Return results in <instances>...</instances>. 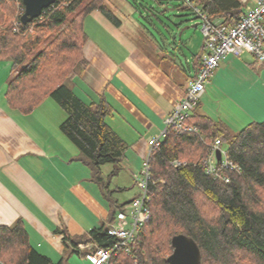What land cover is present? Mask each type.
Wrapping results in <instances>:
<instances>
[{"label": "trees", "instance_id": "trees-1", "mask_svg": "<svg viewBox=\"0 0 264 264\" xmlns=\"http://www.w3.org/2000/svg\"><path fill=\"white\" fill-rule=\"evenodd\" d=\"M180 1L172 10L195 16ZM185 1L226 28H233L243 14L237 0ZM19 8L23 11L21 0H0V61L11 64L5 101L22 114H30L47 98L58 104L66 114L60 130L77 148L76 160L88 166L93 180L106 189L100 168L113 165L109 178L115 176L127 145L106 122L111 115L108 104L91 96L85 101L70 86L88 66L83 55L87 42L83 20L99 12L121 27L116 15L127 11L130 17L154 20L165 30L164 39L176 46L169 33H176L172 28L176 24L166 15L172 11L169 0H58L25 25L20 20L22 13L17 15ZM170 53L176 57L174 50ZM191 117L187 124L197 134L177 135L170 130L160 148L151 152L150 219L127 250L118 249L111 256L109 264H167L171 238L179 234L196 242L200 264H264V121L232 134L205 116H193L192 123ZM217 139L237 166L235 171H225L227 183L207 176L200 164ZM174 160L185 165L174 168ZM104 197L108 199L106 194ZM124 205H117V211ZM114 215L112 211L111 218ZM106 230L102 225L80 238L60 233L64 245L72 249L79 242L111 249L117 240ZM0 253L6 255L5 262L13 264H64L63 259L54 263L31 248L21 222L0 227Z\"/></svg>", "mask_w": 264, "mask_h": 264}, {"label": "crops", "instance_id": "crops-1", "mask_svg": "<svg viewBox=\"0 0 264 264\" xmlns=\"http://www.w3.org/2000/svg\"><path fill=\"white\" fill-rule=\"evenodd\" d=\"M237 1L243 14L255 5L254 0ZM119 14L128 20L127 28L114 26L99 12L88 16L86 24L89 21L92 34L84 28L87 42L83 48L88 66L70 86L74 91L87 89L90 99L108 104L111 115L106 122L127 145L115 176L125 174L134 185L148 157V141L162 131L165 118L197 76L206 53L201 35L174 46L161 35L155 38L149 30L136 28L133 16ZM10 72V62L0 61V227L21 222L29 246L54 263L63 259L64 264H91L85 251L64 245L60 232L80 238L94 228L107 227L116 220L117 205L137 194L125 202L115 200L112 206L104 194L112 196L127 188L112 191L111 180L103 179L108 187L102 190L90 168L76 160L77 148L60 130L64 112L53 123L37 108L30 114L10 108L4 96ZM263 89L264 60L251 54L228 56L206 84L190 122L193 116H205L232 134L262 122ZM113 169L106 172L108 178ZM5 257L0 253V264H13L5 262Z\"/></svg>", "mask_w": 264, "mask_h": 264}, {"label": "built area", "instance_id": "built-area-1", "mask_svg": "<svg viewBox=\"0 0 264 264\" xmlns=\"http://www.w3.org/2000/svg\"><path fill=\"white\" fill-rule=\"evenodd\" d=\"M197 17L200 33L203 39V49L206 52L197 76L189 81L183 98L164 120V126L160 134L148 141L149 153L147 160L142 164L139 173L135 176L136 187L139 193L128 203L122 206L116 213V220L107 226V234L117 240L111 249L98 247L92 243L81 242L76 245V250L85 251V258L91 264H109L111 256L118 249L127 250L131 242L150 219L149 183L151 181L149 156L152 151L160 148L168 131L180 135L183 133L197 134V129L187 124L191 111L205 91L206 84L212 77L221 60L226 57L239 58L243 54H251L258 61L264 60V0H254L255 5L249 8L239 19L233 28L218 26L201 13L198 8L183 0ZM220 153L217 160L216 153ZM204 172L207 176L227 183L226 170L235 171L237 166L228 158L227 152L220 147L217 139L210 146L208 154L201 159ZM172 167L184 166L178 160L171 163Z\"/></svg>", "mask_w": 264, "mask_h": 264}, {"label": "rangeland", "instance_id": "rangeland-1", "mask_svg": "<svg viewBox=\"0 0 264 264\" xmlns=\"http://www.w3.org/2000/svg\"><path fill=\"white\" fill-rule=\"evenodd\" d=\"M169 4H170V9H174L175 6L177 5H180L181 4V1L180 0H169ZM24 10V8H23ZM127 12V11H125ZM124 11L123 13L126 14ZM23 14V11L19 8V10H17V15L19 14ZM21 14V15H22ZM166 15L170 17V22L171 24H177L179 26V30L178 28H174L172 26V28H174L176 30V34L183 30V33L182 35L180 36L181 38V41H184V39H188V38H191V37H196V38H199L200 37V28H199V25L196 27V26H193L194 24H198L199 21L198 19H196V17L192 14H190L188 11L186 10H181V11H177V10H172L171 12H166ZM118 17L119 20H121V23L123 24L124 28H127L128 26V20L124 17L123 19V16L121 14H117L116 15ZM89 17L87 16L86 18H84L83 20V24H84V28L86 29L87 28V31L92 34V27L90 26L89 24V21L87 22L86 24V21ZM133 18V22H137L138 24L136 25V28H145L146 30H149L150 33H153V35L156 37H159L160 35L163 36L165 38V30H161L159 25L153 20V21H149L150 19H142L138 16L137 18V15H135V17H132ZM132 18H129V19H132ZM93 21V20H91ZM13 25L17 26L18 23L17 21L13 22ZM122 28V30H126ZM128 31V30H127ZM134 33V31H133ZM134 36H135V33H134ZM167 42L169 40H166ZM180 41H175L173 42L176 46H179V45H182L184 42L182 43H179ZM203 42V41H202ZM169 44H171V41H169ZM184 47V46H183ZM182 47V48H183ZM176 49V48H175ZM185 49V48H184ZM187 53L186 51L184 52V54ZM206 53V52H205ZM180 54V53H179ZM182 57V55H180ZM180 58V57H179ZM180 61L181 62H184V59L183 57L180 58ZM261 93L264 94V89L263 90H260ZM75 93L80 96L81 98H83L85 101H87L88 99L85 98L83 94H86L88 96H91L89 95L90 92L87 91V89H83V90H79V89H76L75 90ZM83 93V94H82ZM37 109H39L38 111L44 113L48 118L52 119L53 123L56 122V120H58V116L59 115H65L63 114V111L62 109L59 107L58 104H56L52 99L50 98H47L44 102H42L38 107ZM38 112V113H40ZM108 165H111V164H107V165H104L103 168H102V176L104 177L103 179L105 181H109L111 180V190L112 191H115V189L117 187H123L125 186L127 189L124 190H119L118 192H114L112 193V196L109 195L108 192H106V195L108 196V198L113 202L110 201V204L113 206L115 202V200L119 203L121 202H125L126 200H130V198H132V196L136 193L138 195L139 193V189L136 187V185L134 184L133 185V182L132 180L126 176L125 174H121V176L119 177L118 176H115V177H111V178H108L106 176V172L107 171H111V169H113V165L112 166H108ZM122 173V172H120ZM109 174V173H108ZM104 182V181H103ZM104 184H106V182H104ZM136 195V196H137ZM135 196V197H136Z\"/></svg>", "mask_w": 264, "mask_h": 264}, {"label": "water", "instance_id": "water-1", "mask_svg": "<svg viewBox=\"0 0 264 264\" xmlns=\"http://www.w3.org/2000/svg\"><path fill=\"white\" fill-rule=\"evenodd\" d=\"M23 4V14L21 15V23L23 25L32 22L34 19L39 18L44 9L50 7L58 0H21ZM172 10V9H171ZM176 24L174 28H178ZM173 35L174 41H181L180 36L183 30L177 34L169 32ZM217 160H220V153H216ZM172 253L167 257V264H200L201 253L196 242L187 237L186 235L179 234L171 238Z\"/></svg>", "mask_w": 264, "mask_h": 264}]
</instances>
